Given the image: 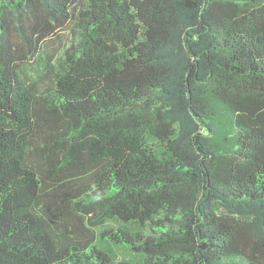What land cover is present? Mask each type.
Returning a JSON list of instances; mask_svg holds the SVG:
<instances>
[{"label":"trees","instance_id":"16d2710c","mask_svg":"<svg viewBox=\"0 0 264 264\" xmlns=\"http://www.w3.org/2000/svg\"><path fill=\"white\" fill-rule=\"evenodd\" d=\"M0 264H264V0H0Z\"/></svg>","mask_w":264,"mask_h":264}]
</instances>
